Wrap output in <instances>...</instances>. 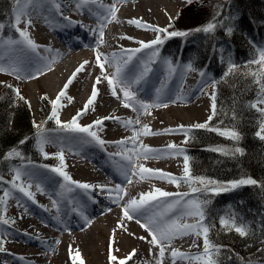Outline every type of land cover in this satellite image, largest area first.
<instances>
[{"label": "bare ground", "instance_id": "6f19581e", "mask_svg": "<svg viewBox=\"0 0 264 264\" xmlns=\"http://www.w3.org/2000/svg\"><path fill=\"white\" fill-rule=\"evenodd\" d=\"M47 1L51 4L52 13L57 12L58 15L63 13L61 4L72 1L73 6L77 9L74 18L66 15L64 17H68V21L75 23L68 24L67 28L62 27L65 19L60 17L58 22L60 27H53L51 31L50 29L45 31L43 29L45 22L38 18L40 14L47 11L44 8V5L47 4L46 1L41 0L35 9H31L32 23L30 30H32V33L30 39L40 47L38 52L43 56L40 62L44 64L41 67H45L44 69L39 67V70L34 71V74L37 75L41 70L43 73L45 69H51L50 67L55 65L53 72L41 77V84L53 99H56L58 94L64 90L65 95L61 100H63L64 105L67 104L73 107L76 110L75 113L84 108L91 96L93 86H95L98 95L94 105L86 112L87 116L91 118L90 122L81 123L80 125H93L94 121L101 119L102 125L93 129H95L94 131L97 132L100 139L107 142L100 146L91 141V144H96V146L92 147L90 144L87 148L83 147V144L78 145L76 150L80 151L84 158L77 156L72 158L64 172L73 181L86 183L90 186L103 185L105 189L113 191L102 192L98 187H92L85 191L77 188L75 184H65L61 176L57 178L55 190L51 189L47 192L42 188L43 192H41L30 188L29 190L36 197H44V193H46L48 195L46 197L57 200L59 213L55 209L52 211L41 210L43 215L34 214L36 216L35 221L30 218L23 220L20 217L17 224L7 223L10 229V232H8L9 230L7 232L12 236V242L9 243V249L5 252H11L9 255L13 259H18V256L26 258L45 257L44 262L38 261L33 264H47L52 256L54 264L56 262V264H63L64 260L66 263L69 259H74L76 252L82 251V249L88 255L92 249L88 244L91 240L93 241V232L100 231L106 237L102 245L107 246L108 243H112L114 256L118 258L115 261L124 260L128 261L129 264H157V260L160 259L159 248L149 242L152 238L140 226V223L135 219L126 220L123 218L122 206L133 198L139 200L142 193H155V190L159 189L172 195L166 198L157 196L156 200L151 201L133 215L140 217L141 222H147L148 218H154L157 222L166 225L173 222L176 224H189L191 222L190 216L187 215L188 211L180 208V205H182L181 200H179L180 194L172 191L169 184V175L175 178L176 175L182 173V170L178 168V165L182 163L178 159L179 154H177L180 138H172V136L181 131L180 126L186 127L195 123H204L212 116L213 100L211 97L213 89L211 87L197 97L190 98L188 94L191 87L188 84H181L174 95L170 98H164L168 88L166 78H161L158 81L153 79L154 87L151 90L152 99L150 104H166L167 107H151L148 109V112H150L148 114L137 103L136 108L139 111L123 107L124 97L120 92V86L115 85L117 95L114 96L108 81L104 77L111 76L115 72L116 66L122 64L123 60L127 58L123 54L125 50L130 51L141 48V42L150 43L154 40L151 31L153 28L158 27L160 20L166 22L175 10H180L191 3L188 0L184 5H181V0H137L139 2L137 11L115 3L116 18L112 20L108 15V11L104 8V2L107 0H96L95 4H81L80 0ZM56 5H59V10ZM101 5L103 7H100ZM89 7H93L94 10L90 11ZM105 16H108L110 22L105 21ZM133 20L142 26L138 27L136 24L130 23ZM145 25L149 27H143ZM86 31H89L91 35H87ZM101 32L103 33L102 36L100 35ZM74 36L88 41L87 48L80 49L78 46L80 40H75ZM88 36L92 37L91 40ZM93 39L94 42H91ZM151 48H143L140 52L135 53L132 61L123 68L122 75L132 81L131 90L135 93L136 101L146 97L148 93L145 82L152 69ZM97 54L101 57L100 62L104 64L103 72L97 64ZM88 59L94 61V69L83 68L73 77L76 69ZM133 65H137L138 69L132 71ZM145 67L150 70L136 83V79ZM98 68H100V71L97 70ZM57 72H59V78L55 77ZM98 77L100 78L99 83H97ZM70 78L71 83L68 84ZM57 83L60 87L55 92ZM66 84H68L67 89H65ZM106 117L112 118L104 119ZM60 118L63 120L64 117L60 114ZM137 119L139 120L138 124L135 123ZM129 120L133 123L126 126V122ZM144 125H147L153 134L143 135ZM165 130L168 131L165 132ZM134 131L138 133L135 141L131 139ZM125 140L127 142L123 143ZM118 141L122 143H114ZM169 145H175V148H169ZM145 146L152 150L147 154L148 158H144ZM115 153H120V155H113ZM130 164L135 165L137 172L140 167H144L155 170V174L146 179H141L139 175L132 176L128 170ZM161 172L164 174L163 179L160 178ZM126 174L131 179V183H128ZM47 183L49 182H43V184ZM61 185H65V187L62 188ZM117 185L122 186L120 192L122 199L114 202L117 195L114 190ZM69 188H71V191H68ZM23 197L25 196L23 195ZM25 198L27 201L32 202L27 197ZM177 200L180 203L169 209L168 203ZM95 201L102 204L101 209L96 207ZM163 201L168 203H163ZM86 202L89 205L88 208L83 206ZM32 204L33 206L36 205V201ZM48 204L51 206L49 202ZM108 209L111 210L108 211ZM28 210L30 209H27V212L33 213ZM83 211L88 212L89 215L85 216L84 221L79 223L78 219L80 218L78 216H82ZM66 216H69L72 221L69 230H67L68 233L66 236H62L61 231L64 230V227L59 225L60 221L58 223V220L66 218ZM92 218L94 219L92 220ZM15 224L17 228L14 227ZM80 229L83 232L79 234L75 241H70L68 236L72 233L69 231ZM21 237L25 239L23 245L21 244ZM190 239V235L174 238L171 244L166 247L162 264L173 263V257L171 256L173 249L188 257L202 254L204 249L197 247L195 244L188 245ZM133 250H135L134 254ZM129 254H132L131 258H128ZM180 259L182 258L176 257L175 263ZM185 260L192 261L190 259ZM193 261L197 262L196 260Z\"/></svg>", "mask_w": 264, "mask_h": 264}, {"label": "trees", "instance_id": "16d2710c", "mask_svg": "<svg viewBox=\"0 0 264 264\" xmlns=\"http://www.w3.org/2000/svg\"><path fill=\"white\" fill-rule=\"evenodd\" d=\"M12 11L13 0H0V23L4 25L2 41L18 39L19 33L11 26ZM218 14L211 21L215 24L211 32H197L194 30L201 27L191 26L182 30L187 33L185 36L161 33L164 38L161 50L165 55L174 62H186L195 70L210 73L216 82V114L207 122L210 128L217 130L193 128L188 131L184 149L189 157L192 183H179L178 186L182 191L193 193L202 204L203 223L209 227L208 239L220 246L213 257L217 264H264V187H261L264 186V140L255 135L264 117L250 107L261 94L256 80L262 79V66L249 63L257 60L258 48L264 44V0H224ZM229 61L238 67L225 76ZM15 90L18 89L0 82V177L4 181L0 182V196L22 164H56L54 158H46L38 148V125L27 100ZM42 100L38 123L43 120L44 127L58 128L55 120L49 119L52 104L45 95ZM232 129L240 134L238 141L219 134ZM235 147L242 148L243 155H232ZM216 148L225 149L229 154L212 150ZM13 149L21 156L6 158ZM199 177L221 184L250 177L258 184L214 193L210 189L215 186L200 184L194 179ZM221 217H235L237 223L247 225L248 233L242 237L234 230L222 228Z\"/></svg>", "mask_w": 264, "mask_h": 264}, {"label": "rangeland", "instance_id": "374dc122", "mask_svg": "<svg viewBox=\"0 0 264 264\" xmlns=\"http://www.w3.org/2000/svg\"><path fill=\"white\" fill-rule=\"evenodd\" d=\"M187 0H181L180 3L181 5H184ZM224 0H193L191 4H187L185 7H182L180 10H175L173 14L167 19V21H159L158 27L159 29H166V32L164 33L165 36H169L168 34L171 32H183L182 30H185L187 28L192 27H202L208 22H211L214 20V17L217 16L221 3ZM69 4V9H72L71 13L68 15L74 16V12L76 8L73 6L72 2L69 1L67 2ZM113 3H116L118 5H123L126 8H130L131 10L137 11L138 9V1L137 0H107L104 2V8L106 11H108V8L113 5ZM90 11H93V7H89ZM68 13V12H67ZM73 14V15H71ZM219 15V14H218ZM163 18V17H162ZM164 23V24H163ZM119 26V25H117ZM19 27L21 29H24L25 25L23 22L20 23ZM53 27H58L56 24H52L51 22L48 24H45L43 29L45 31H49L48 29H53ZM120 27V26H119ZM2 30H0L1 34ZM27 32L29 34L32 33V30H30V27L27 28ZM152 33V38L155 40L158 33L156 31H151ZM161 33H159L160 35ZM161 38L163 35H160ZM156 45H153L151 48V57H152V68L155 69H166L169 71L170 75V82H171V91L170 93H173L176 91L179 85L182 83H188L192 86L191 92H189L190 98H195L198 95L202 94L204 91L209 89L211 83V76L210 75H204L201 76L199 72L196 71H189L187 68H183L180 72H177V69L171 66L169 67V62L162 60L160 58L157 59V54L154 56L153 52L155 51ZM12 49H10V43L9 41H5V43L2 45L0 44V67L7 69V71H0V82L5 85H12L18 91L20 94L24 96V98L27 100L29 108L32 111L33 119L36 125H38V145L39 148L43 149V154L47 153V156H54L57 155L63 150V167L62 171H65V169L68 167L69 161H71L72 158H75V156L79 158H84L83 155H81V152L76 150V147L78 145H84L83 147L87 148V146H90L91 144V138L86 137L85 134L82 133H74V132H59L56 130V128L50 129L46 128L43 126L44 121L42 120L40 124L38 123L39 121V111H40V106L42 100V95H45L50 102L51 105V112L53 110V102L56 101V99H53L50 97L48 94L47 90L45 87L41 84V77L46 74H50V72H53V67H56L55 65H52L53 67H50L51 69H45L44 72L42 73L39 72L37 75L34 74V71H38L39 67L43 66V62H40L39 60V55L41 56L42 54L38 52V48L35 52L30 51L31 49L26 47H22L21 44L17 45L14 44L11 46ZM264 48V44L260 47ZM24 49H27V53H25ZM41 51V49H40ZM156 52V51H155ZM43 58V56H42ZM258 58H259V52H258ZM84 63V69H94V61L92 59L86 60ZM45 67H41L40 69H44ZM15 69V71H13ZM97 70L100 71V68ZM59 72H57V75L55 77H58ZM83 74V72H81ZM180 81L179 85H175V82ZM60 87L59 83L56 84L55 86V92L58 90ZM54 92V93H55ZM54 93H52L54 95ZM213 95V91H212ZM148 98H141L137 100L138 105L140 106L142 102H147ZM261 107H264V105H261ZM75 109L71 106H68L67 104L64 105L63 100L59 102L57 105V112H58V117L61 123H69L71 122L72 118L76 116L77 113H75ZM61 112V113H60ZM60 114L64 117L63 120L60 118ZM155 115V114H154ZM90 119L87 114H84L82 117L78 118V124L80 125L81 123H89ZM209 120V119H208ZM207 120V121H208ZM206 121V122H207ZM56 122V121H55ZM205 123V122H204ZM204 123H195L192 124L191 126H186L184 127L183 131H180L179 133L175 134L172 136V138L178 137L180 140L178 141V150H182V152L179 153L178 159L181 161L182 164L178 165V168L182 170V173L178 174L173 178L176 183L169 182L170 188L172 191H177V183L179 180H184L183 183H190L191 178L186 177L184 173V146L183 144L186 141V134L187 131L190 128H195L194 126L197 124H204ZM57 124V123H56ZM59 127V126H58ZM95 130V129H93ZM88 140L89 142L84 143L81 142L77 139L76 137H82V136ZM42 142V143H41ZM92 147H95L96 144H91ZM60 160V159H58ZM60 165L58 167H61V161L59 163ZM17 169H27L35 173V175L32 177L31 183H32V189H37V185H39L40 191L43 192L44 190H55L57 187V179L56 177L59 176L58 174L52 172L49 168L45 166H40V165H22L21 167ZM53 174V175H52ZM53 176V177H51ZM51 178H53L51 180ZM50 179V180H49ZM47 180V181H46ZM49 182L47 184H43V182ZM17 183H20V181H17ZM192 183V182H191ZM190 188V186H189ZM11 189V185L9 184L5 190ZM191 189V188H190ZM12 191V196L9 198H6V204L1 205L0 207V215H3V218L8 220L9 223H16L20 221V217L25 219H36V216L34 214L38 213L39 215H43V212L41 211L42 209L49 211L51 207H47L49 204L45 203L46 201L52 202V198L46 197V193H44V197L34 195L36 205L33 206L32 202L27 201L22 193L15 189H11ZM45 192V191H44ZM48 192V191H47ZM179 200H181L182 205H180L181 210H189V201H194L193 195L187 193V194H181L179 193ZM3 197V194L1 195L0 198ZM96 202V201H95ZM196 202V201H195ZM96 205H100V203L96 202ZM101 206V205H100ZM97 207V206H96ZM99 208V207H98ZM27 209H30L28 211H32L33 213L27 212ZM57 213H59L58 208H54ZM15 212V213H13ZM13 213V214H12ZM177 216V214H176ZM189 216V215H188ZM95 218V217H94ZM92 218V220L94 219ZM191 222L189 224H194L197 222L195 217L190 216ZM35 221V220H34ZM16 227L17 228V226ZM9 230V231H8ZM10 232L9 227L7 224L0 223V247L3 248V251H0V264H33L36 262H44V258L42 256L37 257V258H26L23 256H18V259H13L9 253L11 252H5V250H8L9 248V243L12 242V236L9 235L8 232ZM82 229L73 231L70 236H68V239L70 241H75V239L79 236L80 233H82ZM68 232L65 230L61 231L62 236H66ZM93 241L91 240L89 242V246L91 251L88 253V255L82 251L79 252V260L76 258L69 260L65 263V260L62 262L63 264H120V261H111L109 259V253L111 251L112 255L113 253V245L112 243H108L107 246L102 245L103 240L106 239L100 233L98 232H93ZM190 235V242L188 245L195 244L197 247H200L201 249H204V240H203V235H196L194 233L189 234ZM20 239L19 237H16ZM9 240V241H8ZM21 244L23 245V239L21 237ZM14 241V239H13ZM106 243V242H105ZM27 246V245H25ZM30 247V246H29ZM32 248V247H30ZM96 249V250H94ZM43 251V250H41ZM203 254V253H202ZM201 255V254H200ZM53 256L48 260L47 264H54L53 263ZM26 261V262H25ZM125 264H129L128 261H124ZM57 263V262H56ZM55 263V264H56ZM182 263V264H193L199 262L195 261H186L185 259H180L177 263ZM173 264V263H172Z\"/></svg>", "mask_w": 264, "mask_h": 264}, {"label": "snow or ice", "instance_id": "6c2138e0", "mask_svg": "<svg viewBox=\"0 0 264 264\" xmlns=\"http://www.w3.org/2000/svg\"><path fill=\"white\" fill-rule=\"evenodd\" d=\"M41 2V0H13V11H12V23L11 26L14 27L16 29V31L19 33V37L20 40H10L9 43L11 44H23L26 45L27 48L31 49V51L35 52L37 50V45L29 38V34L27 32V28L31 26L32 20H31V11L30 9H35V7ZM189 3L192 2V0H188ZM81 4H88V3H96V0H80ZM57 9L59 10V5H56ZM79 6V5H78ZM100 7H103L102 5ZM116 6L115 3H113V5H111L108 8V15L111 17L112 20H114L116 18ZM218 15V14H217ZM65 20H68V17H64ZM215 19V17H214ZM23 21L25 27L24 29H21L19 27L20 23ZM105 21L106 22H110L108 21V16H105ZM70 24L75 23L72 21H69ZM130 23H134L136 24L138 27H141L142 25H140L137 21L133 20L130 21ZM83 27V25H81ZM145 28H148L149 26H143ZM4 28V25L2 23H0V30H2ZM215 28V24L210 22L204 26H202L201 28H197L194 31H203L205 33L211 32L213 31ZM153 31H156L158 33L157 37L155 40L151 41L150 43H143L141 42V48H137L134 50H125V53H123L124 55L127 56V58L125 60H123V63L116 66L115 68V72L111 74V76H105L104 79H106L108 81V84L110 86V90L112 91V94L114 96L117 95L116 92V88L115 85H119L120 86V92L122 93L124 100L122 102L123 107L125 108H132L134 111H139V109L136 108V99H135V93L131 90V84L132 81L128 80L127 77H124L122 75L123 72V68L127 66V64L129 62L132 61L135 53L140 52L141 49L143 48H151L153 45H159L163 43V40L161 39V36L159 35V33L161 32H166V29H159V28H153ZM229 33H231L232 29L229 28L228 29ZM100 35L102 36L103 33L101 32ZM169 36H185L187 35V33L185 32H171L168 34ZM258 52H259V60H253V61H249V63H259L262 68H261V72H260V76L262 77V79H257L256 83L260 85V95L258 96V99L255 102H252L250 104V107L255 109L257 112L261 113V116L264 117V107H261V105H264V48H258ZM153 55H156V52H153ZM107 59V58H105ZM101 61V57L99 54H97V64L98 66L101 68V71H104V64L100 62ZM87 63V62H85ZM170 70L171 69V64H169ZM238 66L234 63H232L231 61L228 62V71L225 73V76L228 75V73L232 72L233 70H235ZM84 68V64H81L79 68L76 69V72L73 73V77H75L76 73L80 72L81 70H83ZM187 70L192 71L194 69H192L191 64L186 66ZM150 69H148L147 67H145L144 71L142 73H140V76L136 79V83L139 82L140 79L143 78L144 75L147 74V72ZM0 71H7V69L0 67ZM13 71H15V69H13ZM201 76H204L205 74L203 72L200 73ZM255 75V74H254ZM100 82V78H97V83ZM71 83V78L68 81V84ZM215 81L212 82V87H215ZM68 84L65 85V89H67ZM17 91V95H18V90ZM65 95V91L62 90L57 98L56 101L53 102V110L51 112V115L49 117V119H54L57 123L58 126H60L62 129L64 130H68L74 133H82L85 134L86 137L91 138V141H94L97 145L103 146L105 143H107L106 141L100 139L97 135V132L93 130L94 127L100 126L102 125V120L101 119H97L96 121L93 122V125H88V126H81L78 124V118L82 117L84 114H86L87 110L94 105L95 103V99L98 95V90L96 89L95 86H93V90L91 93L90 98L88 99V101L86 102V104L84 105V108L77 112L76 116L72 118L71 122L67 123V124H62L61 121L59 120L58 117V112H57V105L59 104V102L61 101V98ZM212 100H213V104H212V108H213V116L216 114V105H215V94L212 95ZM167 107L166 104H149V103H142L140 105V108L143 109V111L145 113L150 114V112H148V109L151 107ZM112 117H106L104 119H111ZM213 117L210 116L209 117V121H211ZM118 119V118H117ZM133 122L131 120L126 122V126L131 125ZM135 123H139V120L137 119L135 121ZM39 127V126H37ZM195 128H207L209 131H215L217 129H213L210 128L208 125V122H205L204 124H197L194 126ZM184 126H180V130L183 131ZM168 130H165V132H167ZM143 135L147 136L149 134H153L150 132V129L148 128L147 125L143 126ZM155 134H162V133H155ZM186 134V133H185ZM220 135L229 137L230 139L234 140V141H238L241 137L240 134L232 129V130H225L219 133ZM138 135V133H136L134 131V135L131 138L133 141H135L136 136ZM255 135L260 138L261 140H264V119H262L260 121V125H259V130L255 133ZM187 137V134H186ZM75 139L87 143L89 142L88 140H86L83 136L82 137H76ZM25 141H21V143H24ZM39 142V141H38ZM127 141H123V143H126ZM187 142V138L186 141ZM42 143V142H41ZM114 143H122L120 141L118 142H114ZM169 148H175V145H169ZM41 152H43V149L41 147ZM213 151H218L221 152L224 155H228V151L222 148H216V149H212ZM133 151H135V149H133ZM152 150L147 148L145 146L144 148V158H148L147 154L149 152H151ZM180 152H182V150H178L177 154H179ZM236 153H240L241 155H243V149L240 147H235L234 150H232L231 154L235 155ZM45 157L47 158V153H44ZM63 150L58 154V159H60L61 161V167H55V168H51L50 170L56 174H58L59 176H61L65 182V184H75L77 188L80 189H84L85 191L89 190L92 187H98L100 188V190L103 191H113L110 189H105V187L103 185H96V186H90L89 184L86 183H80V182H76L73 181L71 179V177L69 175H67L64 171H62V167H63ZM113 155H120V153H115ZM21 153L19 151H17L16 149L11 150L9 153L6 154V158H12V157H20ZM130 159V158H129ZM188 160L189 157L187 155H184V173L186 177L190 176V169H189V165H188ZM128 170L131 172L132 176H136L139 175L141 179H146V178H150L152 175L155 174V170H151L148 168H144V167H140L139 171L137 172L135 170V165L134 164H130L128 166ZM35 175V173H33L30 170L27 169H16L15 170V175L13 176V179L11 181H8V183L11 185V189H15L17 191H19L20 193H22L25 197H27L29 200H32L33 203H35L34 200V194L29 190L32 187V177ZM126 178L127 174H126ZM160 178H164V174L161 172L160 173ZM169 182L172 183H176V181L169 175L168 177ZM194 179H198L200 184H203L205 186L207 185H214L215 187L211 188L210 191L214 192V193H219L222 191H230L233 189H236L240 186L243 185H257L258 182L252 178H241L238 181H231L228 182L227 184H221L218 181L215 180H211L208 178H204V177H199V178H194ZM17 181H20V183H17ZM0 182H4L3 181V177H0ZM131 179L128 178V183H131ZM61 187H65V185H61ZM264 187V186H261ZM11 189L9 190H5L3 192V197L0 198V205H4L6 204V198H9L12 196V191ZM37 190L39 191V185H37ZM122 190V186L121 185H117L116 189L114 190L117 195L114 199V202L118 201L119 199H122V196L120 195V192ZM199 189H193V191H198ZM68 191H71V188L68 189ZM171 193L168 192H164L161 191L159 189L155 190V193H142L140 194V198L139 200H137L136 198H133L131 200H129L125 205L122 206V212H123V218L126 220H132L135 219L138 223H140V226L142 228H144L149 235L151 236V241H149L153 246L158 247L159 248V257L160 259L157 260V264H162L163 262V257L165 254V250L166 247L168 245L171 244V241L174 238L177 237H181V236H185V235H189L191 233H194L196 235H203V240H204V252L201 255H197L194 257H188L183 253H180L178 250L173 249L171 252V256L173 257V264H175V258L176 257H180L182 259H190V260H196L199 262V264H217L216 260L213 258L214 255L218 254L219 252V248L220 246L218 245H214L213 243H211L208 239V232H209V227L206 226L203 221L205 220V211L204 208L202 207V204L200 202H195V201H189V210L187 212V215L195 217L197 222L194 224H188V223H184V224H176L175 222H173L170 225H166V224H162L160 222H157L154 218H148L147 222H141L140 217L133 215L134 213L138 212L140 209L144 208L145 205H148L151 201H154L157 199L158 197L161 198H166L171 196ZM163 203H168L167 201H163ZM180 201L177 200L173 203H168V208L171 209L172 207H174L175 204H179ZM204 203H207V201H205ZM52 205L54 208L58 207V201L53 199L52 200ZM111 209H108V211H110ZM0 223H4L7 224L9 223L8 220L3 218V215H0ZM219 223L221 225L222 228H226L227 230L231 231L234 230L235 232H237L240 236H245L248 233V227L247 225H245L244 223H237V220L235 217L232 218H228V217H221L219 220ZM118 226H122V225H118ZM143 239V238H141ZM0 251H3V248L0 247ZM150 254H151V249L149 250ZM135 250H133V254H134ZM71 255V253H70ZM132 254H129L128 258H131ZM75 258L77 260H79V252L77 251L75 254ZM109 259L111 261H115L118 258L115 257L114 255H112L111 251L109 253ZM120 264H125L124 260H120Z\"/></svg>", "mask_w": 264, "mask_h": 264}]
</instances>
